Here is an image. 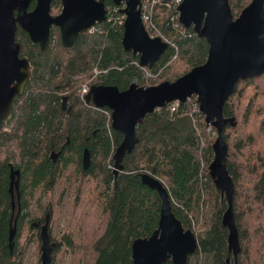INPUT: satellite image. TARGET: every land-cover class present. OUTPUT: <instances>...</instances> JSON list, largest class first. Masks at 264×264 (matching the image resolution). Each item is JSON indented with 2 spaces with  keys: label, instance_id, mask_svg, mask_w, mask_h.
Here are the masks:
<instances>
[{
  "label": "trees",
  "instance_id": "trees-1",
  "mask_svg": "<svg viewBox=\"0 0 264 264\" xmlns=\"http://www.w3.org/2000/svg\"><path fill=\"white\" fill-rule=\"evenodd\" d=\"M251 2L230 0L235 18ZM106 7L108 20L83 34L73 50L63 48L58 28H52L45 51L32 45L20 28L17 32L21 54L31 63L32 77L23 94L14 99L12 119L0 126V264H25L30 243L22 240L19 219L11 252V167L21 175V197L18 200L15 193V203L18 214L19 208L28 212L24 220L41 192L46 196L63 187V194H69L78 186L79 194L93 188L106 225L95 247V264H133L134 241L149 238L158 228L161 200L142 183L143 173L164 183L173 211L186 229L192 230L194 223L200 229L207 226L204 231L199 229V246L188 264H264V236L260 240L264 228L258 227L264 218V75L240 81L224 109L229 123L223 134L228 147L223 168L233 191L232 214L238 233L235 258L227 191L219 186L212 169L217 137L207 133L200 114L196 117L198 128L188 102L180 104L173 114L168 105L147 115L137 128L139 143L123 159V171L116 174L108 164H115L112 153L123 135L112 128L111 110L87 104L80 95L86 83L90 88L106 85L123 91L133 82L143 87L175 82L206 63L207 40L192 29L186 30L178 20L173 24L170 18L175 9L157 7L155 22L170 44L154 68H146L153 73L161 71L159 77L147 79L138 57L122 46L120 8L111 0ZM61 9V2L54 1L53 14ZM193 100L197 103L196 97ZM202 135L206 141L203 157ZM85 149L90 150L92 159L87 170L82 163ZM53 152L60 153L56 162L51 159ZM64 240L68 247H74L70 236Z\"/></svg>",
  "mask_w": 264,
  "mask_h": 264
},
{
  "label": "water",
  "instance_id": "water-1",
  "mask_svg": "<svg viewBox=\"0 0 264 264\" xmlns=\"http://www.w3.org/2000/svg\"><path fill=\"white\" fill-rule=\"evenodd\" d=\"M0 0V126L13 116V101L23 94L32 77V66L21 55L22 46L17 41L20 28L27 33L34 46L47 50L53 27L60 29V41L65 50L75 49L83 34L108 20V0H59L62 9L53 14L56 0ZM125 17L122 46L126 52L138 57L139 65L152 69L169 48L162 37H152L142 19L141 0H111ZM179 21L186 29H192L209 44L205 64L192 69L175 82L143 87L133 82L127 90L117 86H93L86 96V103L97 108L111 110L112 128L123 135V141L114 155L116 174L123 171L122 161L134 152L139 139L137 128L147 115L171 103L182 104L197 98L205 121L217 134L216 160L212 169L220 187L227 191L230 239L237 256L238 233L232 214V185L223 162L228 156V147L223 139L229 120L224 109L236 92L240 81L264 75V0H252L235 18L230 0H184L178 7ZM60 153L53 152L54 162ZM83 168L91 165V152L85 149ZM20 171L11 167L10 193L13 218L10 232V249L18 231L15 193L20 200ZM141 181L157 192L161 200L158 228L149 238H140L132 245L133 264H188L199 242L191 229H186L173 211L171 195L164 183L149 173H143ZM21 208H19L20 211ZM41 264H52L56 244L51 243L49 219L41 228ZM234 264H237L235 261Z\"/></svg>",
  "mask_w": 264,
  "mask_h": 264
},
{
  "label": "rangeland",
  "instance_id": "rangeland-1",
  "mask_svg": "<svg viewBox=\"0 0 264 264\" xmlns=\"http://www.w3.org/2000/svg\"><path fill=\"white\" fill-rule=\"evenodd\" d=\"M95 72L97 75L98 72ZM159 75L150 79H156ZM188 103L192 110L195 103L193 98ZM206 129L209 135L217 137L215 128H212L210 131L208 127ZM202 139L205 141L203 135ZM109 164V168L113 166L112 163L109 162ZM63 190V187H59V190L54 193L49 192L46 196L42 192L39 193L32 202V208L29 210V219L35 220L36 217L40 220L45 219L46 214L48 212L50 213L49 234L52 243L56 244L52 264H95L97 256L95 247L106 228L96 204L98 194L93 188H87L82 193L77 194L79 190L78 186L73 187V192L70 189L69 194H63ZM48 206L49 211L45 208L42 214H40L39 209ZM15 215H17V211ZM27 223L24 225L21 224L19 229V232L23 236L22 240L30 241L27 245L25 264H41L42 242L36 231L28 229ZM194 224L199 232L200 225L197 223ZM258 227L264 228V218L259 222ZM206 228V224H203L200 230L203 229L202 231H204ZM262 232L260 240L264 236V229ZM66 236H70L73 239V248L65 244L64 238ZM259 264L262 263L259 262Z\"/></svg>",
  "mask_w": 264,
  "mask_h": 264
},
{
  "label": "built area",
  "instance_id": "built-area-1",
  "mask_svg": "<svg viewBox=\"0 0 264 264\" xmlns=\"http://www.w3.org/2000/svg\"><path fill=\"white\" fill-rule=\"evenodd\" d=\"M183 1L184 0H141V2H142V19H143L144 25L146 27V30L148 31V33L152 37H162L166 42H168L170 44V42L164 37L162 31L160 30V28L158 27V25L155 22L156 8L159 7V6H163V7L169 8V9H175L176 10V14L173 15L170 18L171 22L173 24H175V22L177 20L179 21L180 14L178 12V7L183 3ZM122 17L124 18L123 21H125V17L123 15H122ZM179 23H180V21H179ZM177 26L178 25L176 24L175 27H177ZM92 30H95V28H93ZM186 30H189V29H186ZM138 66H140V65L138 64ZM143 69H144V72H145V76L148 79L159 75L160 72H161V71H159L157 73H153V72L147 71L146 68H143ZM89 91H90V85L86 83L85 85H83V87H82V89L80 91L81 99L85 103H86V96L89 93ZM191 100H192V98L189 99L187 102H190ZM180 104H182V103H180L178 101L170 104V111H171L172 114L176 113L178 111ZM199 108L200 107H199L198 102L194 103V108L191 110V117L193 118V122H194V124L196 126L197 125V123H196V119L197 118L196 117L199 116V114H200V116L203 118V123H205L206 127H208V130L210 131L214 127L211 124L206 123L205 116L201 113ZM108 115H109V119H111L112 114L111 115L108 114ZM197 128H198V125H197ZM205 148H206V143L201 138V157H203V154H205ZM115 152L116 151L114 150V152L112 153V156L115 155ZM110 168L112 170H114L115 166L114 165L110 166ZM192 231L197 236L198 230H197L195 224H193Z\"/></svg>",
  "mask_w": 264,
  "mask_h": 264
},
{
  "label": "flooded vegetation",
  "instance_id": "flooded-vegetation-1",
  "mask_svg": "<svg viewBox=\"0 0 264 264\" xmlns=\"http://www.w3.org/2000/svg\"><path fill=\"white\" fill-rule=\"evenodd\" d=\"M33 2H35V6H36V0H32L31 1V5H30V11L31 10H33L34 8H32V4H33ZM55 15H57V14H55ZM53 28H58V27H53ZM59 29V28H58ZM19 30V29H18ZM59 31H60V29H59ZM22 51V50H21ZM22 55V54H21ZM26 87V86H25ZM14 102V101H13ZM66 102V101H65ZM59 153V152H58ZM52 159V158H51ZM52 161H53V159H52ZM54 162V161H53ZM45 208H47L48 209V211H49V206L48 207H41L40 209H39V212H40V214H42V212L44 211V209ZM46 212H47V210H46ZM45 212V213H46ZM28 212L27 211H23L22 212V210L20 209V211H19V217H18V220L20 219V220H22V225H24L25 223H27L28 224V229L29 230H33V231H36L38 234H39V238H40V233H41V228H42V226L45 224V222H46V219H49V217H50V213L48 212L47 214H46V217H45V219H38V217H36L35 218V220H30L29 219V217L28 218H26L25 220H24V217H25V215L27 214ZM41 240V239H40ZM51 243H52V241H51Z\"/></svg>",
  "mask_w": 264,
  "mask_h": 264
}]
</instances>
